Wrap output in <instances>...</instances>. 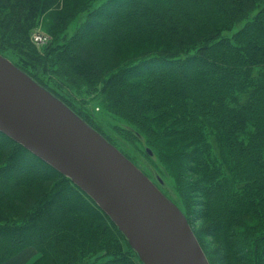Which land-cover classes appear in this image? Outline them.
Listing matches in <instances>:
<instances>
[{
    "label": "trees",
    "instance_id": "16d2710c",
    "mask_svg": "<svg viewBox=\"0 0 264 264\" xmlns=\"http://www.w3.org/2000/svg\"><path fill=\"white\" fill-rule=\"evenodd\" d=\"M0 55L134 166L142 151L171 178L177 202L155 186L209 264H264V0H0ZM95 109L128 126L112 129L135 151ZM27 249L30 264H144L70 178L0 132V264Z\"/></svg>",
    "mask_w": 264,
    "mask_h": 264
},
{
    "label": "water",
    "instance_id": "95a60500",
    "mask_svg": "<svg viewBox=\"0 0 264 264\" xmlns=\"http://www.w3.org/2000/svg\"><path fill=\"white\" fill-rule=\"evenodd\" d=\"M0 132L70 178L114 221L144 264H209L182 212L114 146L1 55Z\"/></svg>",
    "mask_w": 264,
    "mask_h": 264
},
{
    "label": "rangeland",
    "instance_id": "374dc122",
    "mask_svg": "<svg viewBox=\"0 0 264 264\" xmlns=\"http://www.w3.org/2000/svg\"><path fill=\"white\" fill-rule=\"evenodd\" d=\"M72 29H73V25H72ZM38 30L41 31V32H43L42 29H38ZM32 44H34V42H32ZM35 46L40 47L39 45H35ZM141 49L142 48H140V46L137 45V47L134 50H135V52H138ZM131 52L132 51H129L127 49L124 50V54L125 55H128ZM3 58H5V57H3ZM5 59L8 60L7 58H5ZM57 104L59 105L58 102H57ZM59 106H61V105H59ZM92 107H93V105H89L88 106V109L90 110V109H92ZM92 113H95L97 115V117H98L96 119V123L104 131H106L113 139L117 140L119 142V144L121 145V147L124 150H127V149L131 148L132 151H135V148L134 147H131L128 144H126L123 141V139L120 136H118L115 133V131L112 129V127L128 128V126L126 124H124L120 120H116V119L110 118L108 115L102 114L99 109H95L94 112H92ZM176 147H177V144H176ZM141 154H142V151H141L140 154L135 153L136 166L139 169L143 170L145 173H147V175L149 176V178L151 180L149 178L148 179L154 185L159 186L162 190L168 192L169 195H170V197H171V199L172 200H175L177 202L178 199H177L176 192L174 191V188L172 187L171 178H169L168 176H165V175H159L158 172L155 170V168L150 164V162L145 157H143ZM153 159H154V157H153ZM196 177H197L196 173L192 170V168H190L186 172V180L184 181V183H187L188 182L190 184V183H192L194 181V179ZM184 192H185L186 199H187V201H188V203L190 205L189 207H190V211L192 213L193 224L195 226V229H197L198 231H200L201 228L204 229V228L208 227V222L206 221L204 215L202 214L203 213V202L204 201H203V198L201 197V195L197 194L195 192V190H193V189H192L190 195L188 194L187 190H185ZM204 238H205L204 239L205 240V243L208 244V242H210V238L207 237V236H205ZM211 247L212 246H209V250L211 249ZM212 256H213L216 264H219L220 262L216 260L217 259V256L216 255H212Z\"/></svg>",
    "mask_w": 264,
    "mask_h": 264
},
{
    "label": "crops",
    "instance_id": "0c3cea01",
    "mask_svg": "<svg viewBox=\"0 0 264 264\" xmlns=\"http://www.w3.org/2000/svg\"><path fill=\"white\" fill-rule=\"evenodd\" d=\"M37 255H35V252L31 249H27L26 251H24L22 254H20L17 258H15L14 260L6 263V264H20V262L27 257L28 259L31 258V260L26 263V264H30Z\"/></svg>",
    "mask_w": 264,
    "mask_h": 264
},
{
    "label": "built area",
    "instance_id": "2783aa9c",
    "mask_svg": "<svg viewBox=\"0 0 264 264\" xmlns=\"http://www.w3.org/2000/svg\"><path fill=\"white\" fill-rule=\"evenodd\" d=\"M31 41L34 42L35 45L42 46L49 41V36L43 32L37 31L32 34Z\"/></svg>",
    "mask_w": 264,
    "mask_h": 264
},
{
    "label": "bare ground",
    "instance_id": "6f19581e",
    "mask_svg": "<svg viewBox=\"0 0 264 264\" xmlns=\"http://www.w3.org/2000/svg\"><path fill=\"white\" fill-rule=\"evenodd\" d=\"M28 89H30L31 91H33V92H35V93H38V91H36V89L33 87V86H31V85H28V84H24ZM38 95H39V93H38ZM31 260V258H27V257H25L21 262H20V264H26L27 262H29Z\"/></svg>",
    "mask_w": 264,
    "mask_h": 264
}]
</instances>
